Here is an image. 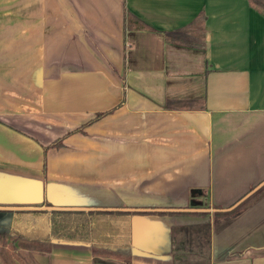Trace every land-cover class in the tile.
Here are the masks:
<instances>
[{
    "label": "crops",
    "instance_id": "1",
    "mask_svg": "<svg viewBox=\"0 0 264 264\" xmlns=\"http://www.w3.org/2000/svg\"><path fill=\"white\" fill-rule=\"evenodd\" d=\"M177 30L205 46L167 41ZM263 180L264 13L249 0H0V208H149L132 213L130 264H182L173 230L198 224L209 255L187 264H264V195L212 213ZM12 246L0 264H126L86 240Z\"/></svg>",
    "mask_w": 264,
    "mask_h": 264
},
{
    "label": "trees",
    "instance_id": "2",
    "mask_svg": "<svg viewBox=\"0 0 264 264\" xmlns=\"http://www.w3.org/2000/svg\"><path fill=\"white\" fill-rule=\"evenodd\" d=\"M249 1L253 7L264 13V0ZM126 26L130 29L148 27L129 11L126 16ZM165 38L169 42L191 44L199 47L205 46L204 42L189 40V36L183 30L167 31L165 32ZM101 115L99 114L97 118ZM83 128L84 126L74 131H83ZM63 139L64 137H61L52 141L48 146H45V149L62 146ZM45 167L46 163L44 164V169ZM258 184L251 187L247 192H250V195L234 208L223 210V207L216 206L213 210V220L218 222L232 218L242 212L253 201L264 195V184L254 190ZM50 204L51 202L46 200L36 207L0 208L1 215L5 216V214H8L9 216L10 214L5 222L0 221L1 238L11 236L12 239L19 240L24 246H34L38 249L46 250L50 249L52 239L86 240L91 242L93 253L114 255L123 259L126 264L131 263L132 213H146L149 210H123L118 208L101 210L47 209L43 207L44 205L50 206ZM157 212L172 211L158 210ZM185 212L206 213L205 210H187ZM204 233H206V239L202 238ZM210 234V224L185 225L175 228L172 241L177 261L181 260L184 261L182 264H187V260L193 255L200 257L207 254L208 256ZM179 239H184V248L182 250L178 244ZM15 253L18 252L16 251ZM5 261L7 264H15L9 256L5 257ZM23 261L25 264H35Z\"/></svg>",
    "mask_w": 264,
    "mask_h": 264
},
{
    "label": "water",
    "instance_id": "3",
    "mask_svg": "<svg viewBox=\"0 0 264 264\" xmlns=\"http://www.w3.org/2000/svg\"><path fill=\"white\" fill-rule=\"evenodd\" d=\"M264 184V180L263 181H261L256 187H255V189L254 190H256V189H258L259 187H261L262 185ZM250 195V192L249 193H247V194H245L243 197H241L238 201H236L235 203H233V204H231L230 206H228V207H225V208H222L223 210H227V209H232V208H234L235 206H237L240 202H242L245 198H247L248 196ZM44 208H47V209H83V210H91V209H99V210H101V209H113V208H105V207H77V206H70V207H68V206H57V205H51V206H48V205H46V206H43ZM170 208V209H169ZM171 208H173V209H175V210H183L184 208H178V207H176V208H174V207H166L165 208V210H173V209H171ZM121 209H123V210H131V208L130 207H122ZM161 209V208H160ZM163 209V208H162ZM141 210H150L149 208H143V209H141ZM209 210V209H208Z\"/></svg>",
    "mask_w": 264,
    "mask_h": 264
},
{
    "label": "rangeland",
    "instance_id": "4",
    "mask_svg": "<svg viewBox=\"0 0 264 264\" xmlns=\"http://www.w3.org/2000/svg\"><path fill=\"white\" fill-rule=\"evenodd\" d=\"M191 39L194 40V41H199L201 38H200V37H191V36H190V37H189V40H191ZM51 205H53V204L51 203L50 206H51ZM44 206H46V205H44ZM187 207H189V206H187ZM197 210H198V211H202V210H204V209H201V210H200V209H197ZM205 211H206V210H205ZM207 212H209V211H206V213H207ZM212 213H213V212H212ZM9 216H10V214H9ZM9 216H8V215L4 216V215H1V214H0V221L5 222V221L9 218ZM1 237H2V236H0V239H2V242H1L2 244L0 245V248H1L0 250L4 251V250H5L6 248H8L9 246L13 247V246H12V243L15 241V239H12L11 236H7V237H5V238H1ZM206 237H207V236H206V233H204L203 236H202V238H203V239H206ZM6 238L8 239V241H10L9 244H8V245H9L8 247H4L5 245H3V244H6V243H7V242H5V240H7ZM3 241H4V242H3ZM17 241L19 242V240H17ZM26 247L36 248V249H38L37 247H34V246H33V247H32V246H26ZM7 250H9V249H7ZM14 250H15V251H18V250H16V249H14ZM3 253H4L5 257H6L7 255H8V256H11V255H12V254H9V253L7 254V252H6V253L3 252ZM2 255H3V254H2ZM21 255H22V253H21ZM5 257H4V258H5Z\"/></svg>",
    "mask_w": 264,
    "mask_h": 264
}]
</instances>
